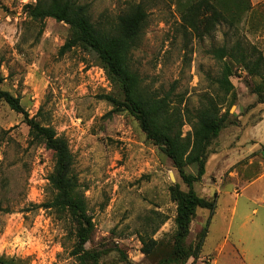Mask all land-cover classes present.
<instances>
[{
  "label": "rangeland",
  "instance_id": "374dc122",
  "mask_svg": "<svg viewBox=\"0 0 264 264\" xmlns=\"http://www.w3.org/2000/svg\"><path fill=\"white\" fill-rule=\"evenodd\" d=\"M35 1L0 0V89L18 98L30 116L42 111L43 123L68 142L94 224L86 248L115 250L103 257L108 264H123L118 249L131 264H155L141 252L140 239L168 238L176 214L169 187L187 188L134 118L108 116L112 106L102 96L116 89L96 56L79 48L60 54L69 27L47 19L38 36L27 24L23 9ZM78 1L90 5L93 22L103 25L141 3L148 18L132 68L147 89L170 92L174 103L182 101L192 111L205 96L219 94L221 62L214 49L240 40L264 56V0H250L238 29L222 24L201 40L183 26L178 0ZM231 81L236 98L226 97L221 107L229 112L228 122L209 147L206 173L194 186L200 196L217 195L216 209L212 216L197 210L186 244L194 243L207 222L208 234L200 258L186 264H264V99L253 94L244 72ZM189 131L188 125L182 129L183 135ZM53 167L51 152L30 143L23 115L0 102V256L25 264H78L70 255L74 240L67 226L38 207L51 198Z\"/></svg>",
  "mask_w": 264,
  "mask_h": 264
},
{
  "label": "trees",
  "instance_id": "16d2710c",
  "mask_svg": "<svg viewBox=\"0 0 264 264\" xmlns=\"http://www.w3.org/2000/svg\"><path fill=\"white\" fill-rule=\"evenodd\" d=\"M185 29L201 40L220 25L238 29L251 10L250 0H178ZM27 24L42 34L45 21L53 19L69 27V36L60 54L79 48L96 56V60L116 89V94L103 95L102 99L112 106L108 116L130 115L137 122L146 139L166 156L179 173L186 190L179 185L169 187L170 201L175 205L174 231L167 239L141 237V252L155 264H186L197 261L208 234V223L197 234L193 244L187 245L190 225L197 210L216 209V198L200 196L194 189L206 173L208 150L213 140L226 127L229 112H221L226 97L236 98L231 79L238 71L252 79V92L264 99V56L254 45L236 40L231 45L214 49L212 55L221 62V72L216 79L217 99L205 96L195 111L182 108V101L174 103L172 93L164 94L147 89L139 74L132 68V54L142 41L148 15L141 4L129 6L115 21L103 25L93 22L90 5L78 0H36L24 7ZM237 36V35H236ZM3 77L0 73V84ZM0 102L12 111L23 115L28 128L30 143L51 152L54 167L48 176L51 198L39 208L51 211L67 226L68 236L74 240L70 255L78 264H108L103 257L115 250L96 251L87 249L91 242L94 224L74 174V156L68 142L40 119L42 111L30 116L11 93L0 89ZM233 103H235L233 101ZM188 125L190 131L183 135ZM264 156L263 150L260 151ZM196 166V173L187 169ZM0 210L1 207H0ZM164 223V220L162 221ZM155 233V232H154ZM153 233V234H154ZM120 263L131 264L124 251L116 250ZM0 264H25L13 257L0 256Z\"/></svg>",
  "mask_w": 264,
  "mask_h": 264
},
{
  "label": "crops",
  "instance_id": "0c3cea01",
  "mask_svg": "<svg viewBox=\"0 0 264 264\" xmlns=\"http://www.w3.org/2000/svg\"><path fill=\"white\" fill-rule=\"evenodd\" d=\"M263 144H264V142H262ZM217 158H219V157H217ZM212 261H215V259L214 260H212Z\"/></svg>",
  "mask_w": 264,
  "mask_h": 264
},
{
  "label": "water",
  "instance_id": "95a60500",
  "mask_svg": "<svg viewBox=\"0 0 264 264\" xmlns=\"http://www.w3.org/2000/svg\"><path fill=\"white\" fill-rule=\"evenodd\" d=\"M172 180H174L173 176H172Z\"/></svg>",
  "mask_w": 264,
  "mask_h": 264
}]
</instances>
